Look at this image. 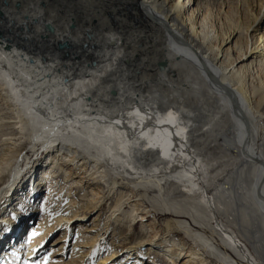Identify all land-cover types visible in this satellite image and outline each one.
<instances>
[{
    "label": "bare ground",
    "instance_id": "bare-ground-1",
    "mask_svg": "<svg viewBox=\"0 0 264 264\" xmlns=\"http://www.w3.org/2000/svg\"><path fill=\"white\" fill-rule=\"evenodd\" d=\"M213 2L0 0V264H84L106 204L120 264H264V0Z\"/></svg>",
    "mask_w": 264,
    "mask_h": 264
},
{
    "label": "rangeland",
    "instance_id": "rangeland-1",
    "mask_svg": "<svg viewBox=\"0 0 264 264\" xmlns=\"http://www.w3.org/2000/svg\"><path fill=\"white\" fill-rule=\"evenodd\" d=\"M214 1L215 2L212 3L213 5L212 4L211 5L213 8L216 7L214 9H217L219 7V1L220 0H214ZM255 2H256V0H224V3L226 5L224 7V9L226 11H230L231 13L237 12L240 15L239 16L240 19H244L247 17V16H245V13H246L245 10H248L249 12L259 10L257 2L256 3ZM248 17L250 18V16H248ZM0 137H1V135H0ZM41 160L43 161V158ZM42 161H40V162H42ZM69 170L70 169H68V171ZM111 197L114 198L115 196H111ZM58 199L59 198H54V200H58ZM44 202H45V200L41 201V203L39 205L40 208L44 204ZM5 206H6V204L4 205V207ZM34 207H36V206H34ZM125 207H126L125 211H129V206H125ZM145 207H150V206L145 203ZM110 214H111L110 207H109V205L106 204V205H104V207L102 208L100 213H97V214L93 213L91 215H87L88 216L87 222L78 223L77 225L73 226V228H72L73 236L71 237L72 242H70L71 246L73 245L74 241L77 239L76 233H75L77 228L84 229V232H86L87 230L94 227V223H93L94 220L99 219V221L96 223V224H98L99 231L98 232H92V234L94 236H96L97 234H100V239L102 237V241H100V242L102 244L100 245L98 243L99 245H96L97 248L93 249L91 255L85 259L86 261L84 262V264H99V262L101 264H120L123 261V258L125 257L123 253L125 252L126 246H131L135 243H138L141 240L140 239L141 236L139 235L140 223L138 225H136L135 231H133L131 233V235L123 234V236L120 237L121 240L114 238L113 232L109 231L113 228V225H112L113 222L108 224L109 222L107 220L110 217ZM81 217H82V214H80V218ZM157 218H158V226L159 227L161 226L160 228L162 230L161 231L162 232L161 238H163L165 236V231H166V230H164L165 229L164 222H165V220H168V219L170 220L171 218H170V216L169 217L168 216H158ZM150 219H151L150 221L153 220L152 217H150ZM107 226H110L111 228L107 227ZM107 229H109V230L107 231ZM260 232L263 233V229H260ZM183 235L184 234H181L178 231L174 232V236L177 239H180V240L184 239L187 243L191 244V242L186 239L185 235L184 236ZM94 236H92V237H94ZM58 237H59V235H56L54 238H52L50 240V244L52 242H54L56 240V238H58ZM122 238H125V239H122ZM71 249H72V247H71ZM71 249L69 250L70 253L68 252V254L66 255V259H64V261H66V262L69 260V256L71 254ZM140 251L142 253H146V248L139 249V252ZM45 257L47 258L46 264H50L51 255H49L48 253L46 255L42 256L41 258H38L37 260H34L32 262L26 261L25 264H38V262L44 261ZM19 258L21 261H23V256L20 255ZM21 261H19V264Z\"/></svg>",
    "mask_w": 264,
    "mask_h": 264
},
{
    "label": "snow or ice",
    "instance_id": "snow-or-ice-1",
    "mask_svg": "<svg viewBox=\"0 0 264 264\" xmlns=\"http://www.w3.org/2000/svg\"><path fill=\"white\" fill-rule=\"evenodd\" d=\"M13 220H16L17 217L16 216H12ZM38 233H36L35 231L29 232L28 233V239L31 240L33 237H35ZM47 258H44V261L38 262V264H46Z\"/></svg>",
    "mask_w": 264,
    "mask_h": 264
}]
</instances>
